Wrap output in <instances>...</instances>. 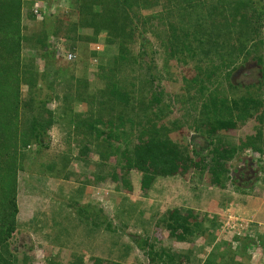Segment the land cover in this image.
<instances>
[{
  "label": "rangeland",
  "instance_id": "374dc122",
  "mask_svg": "<svg viewBox=\"0 0 264 264\" xmlns=\"http://www.w3.org/2000/svg\"><path fill=\"white\" fill-rule=\"evenodd\" d=\"M132 1L0 0V264H264V21Z\"/></svg>",
  "mask_w": 264,
  "mask_h": 264
},
{
  "label": "trees",
  "instance_id": "16d2710c",
  "mask_svg": "<svg viewBox=\"0 0 264 264\" xmlns=\"http://www.w3.org/2000/svg\"><path fill=\"white\" fill-rule=\"evenodd\" d=\"M185 1L192 8H196V11L198 10L204 11L208 9L207 15H204L205 13L201 15L200 11H199L200 13H196L199 16V20L197 24L200 23L202 26L203 24L205 23L207 24L210 21L211 24L215 26L214 27L215 29H217V27L221 29H224V28L229 29L230 27H233L235 28L234 30H237L236 32L237 36H241L240 38L244 40L249 38V36H256L255 34L257 33V30H258L256 28V25L261 26V24L264 21V5H262L260 2L257 3L254 0H226L225 2H223L222 0H218V3L223 4L222 9L220 11L218 10L219 8L217 7L214 8V6L211 9L210 7L208 8L207 2H209V0H185ZM113 3L118 5V7L121 9H125V11H126V8L129 9L131 6H133L132 0H113ZM211 11H214V13L210 14ZM214 18L216 19V22L213 21ZM220 19H221V23L218 24ZM180 22H183V21L180 19ZM193 28L196 29L195 26ZM187 34H190L195 39L197 38L196 34H202V33H199L198 29H196L193 33H187ZM205 36H207V34L203 35L204 38ZM243 49H244V46H243ZM235 50L239 51V54L242 53V51H240L239 48L235 47ZM242 102L245 108L247 107V104L251 103L247 99L242 100ZM251 104L255 106L256 103L253 101V103ZM248 146L258 153H261V154L263 153L261 144L254 145L252 142H250L248 143ZM218 166H220L219 163H218ZM214 175H215V180L217 181L219 174L214 172ZM17 212H18L17 207L14 204L12 206V212L10 213V216L8 217V219H4L3 221V224H4L3 230L8 238H10L16 230Z\"/></svg>",
  "mask_w": 264,
  "mask_h": 264
},
{
  "label": "built area",
  "instance_id": "2783aa9c",
  "mask_svg": "<svg viewBox=\"0 0 264 264\" xmlns=\"http://www.w3.org/2000/svg\"><path fill=\"white\" fill-rule=\"evenodd\" d=\"M35 13H37V11H35ZM60 41V40H59ZM55 42L57 43V46L59 45V46H61V48L59 49V51H60V54L61 53H64L63 52V50H62V44H59L58 43V40H55ZM61 42V41H60ZM97 48V50L99 51L100 50V47L99 46H97L96 47ZM64 57L66 58V60L68 61V62H73V61H76V54L73 52V51H68L67 53H64Z\"/></svg>",
  "mask_w": 264,
  "mask_h": 264
},
{
  "label": "crops",
  "instance_id": "0c3cea01",
  "mask_svg": "<svg viewBox=\"0 0 264 264\" xmlns=\"http://www.w3.org/2000/svg\"><path fill=\"white\" fill-rule=\"evenodd\" d=\"M257 204L260 205V207L257 208V206H256V211H258L259 213H261L262 214V217H263L264 216V200H261ZM85 253H87V252L85 251ZM103 260H105V259L103 258Z\"/></svg>",
  "mask_w": 264,
  "mask_h": 264
}]
</instances>
